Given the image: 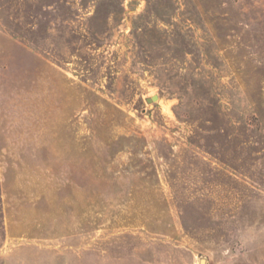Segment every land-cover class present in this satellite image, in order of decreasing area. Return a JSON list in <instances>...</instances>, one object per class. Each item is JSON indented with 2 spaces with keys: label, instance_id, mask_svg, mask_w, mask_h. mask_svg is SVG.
I'll use <instances>...</instances> for the list:
<instances>
[{
  "label": "rangeland",
  "instance_id": "374dc122",
  "mask_svg": "<svg viewBox=\"0 0 264 264\" xmlns=\"http://www.w3.org/2000/svg\"><path fill=\"white\" fill-rule=\"evenodd\" d=\"M0 264H264V0H0Z\"/></svg>",
  "mask_w": 264,
  "mask_h": 264
},
{
  "label": "water",
  "instance_id": "95a60500",
  "mask_svg": "<svg viewBox=\"0 0 264 264\" xmlns=\"http://www.w3.org/2000/svg\"><path fill=\"white\" fill-rule=\"evenodd\" d=\"M157 99H158V96L157 95H154L151 98H148V101L149 102H152V101L157 100Z\"/></svg>",
  "mask_w": 264,
  "mask_h": 264
}]
</instances>
